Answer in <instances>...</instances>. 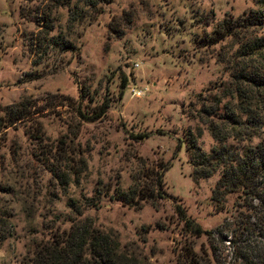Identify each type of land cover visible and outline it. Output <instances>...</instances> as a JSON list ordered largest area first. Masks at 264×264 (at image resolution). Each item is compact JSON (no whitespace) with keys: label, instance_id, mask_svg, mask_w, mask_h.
Instances as JSON below:
<instances>
[{"label":"rangeland","instance_id":"374dc122","mask_svg":"<svg viewBox=\"0 0 264 264\" xmlns=\"http://www.w3.org/2000/svg\"><path fill=\"white\" fill-rule=\"evenodd\" d=\"M262 8L0 0V111L25 104L29 115L0 134V264H31L72 220L112 234L137 264H264L250 252L264 244L248 231L262 232L261 204L234 194L212 202L221 174L196 180L183 143L192 134L209 154L226 110L258 119L242 146L264 140V91L239 77L264 65L254 46L264 28L207 42L224 19Z\"/></svg>","mask_w":264,"mask_h":264},{"label":"trees","instance_id":"16d2710c","mask_svg":"<svg viewBox=\"0 0 264 264\" xmlns=\"http://www.w3.org/2000/svg\"><path fill=\"white\" fill-rule=\"evenodd\" d=\"M255 27L264 28V8L245 13L237 19H224L207 42L208 44L213 41L217 43L219 40H222V37L235 35L240 31ZM261 41L264 42V36L262 40L260 39L259 42L257 41L258 43L254 44L255 48L259 50L264 49V43ZM239 77L246 80V83H249L254 89L264 91V65L261 67L254 66L253 71L246 74L244 73V69H242ZM254 105H257V103ZM104 108H107V106H104L99 114L95 112L97 114L96 117H100V115L106 113ZM77 110L81 117L89 119L87 112L84 113L81 107H78ZM249 111L250 113L246 115L244 121L232 111L226 110L221 114L224 126H211V132L217 145L209 154L202 150L195 136L192 134L187 135L183 143L188 154V161L194 168L193 177L196 180L211 178L218 172L221 174L213 189L212 202L216 205L224 206L227 196L233 194L237 195L238 199L244 198L246 201L248 199L258 201L263 209L260 213L255 210V217H260V215H264V140L257 145L245 144V146H242L240 143L248 142V137L252 136V132L258 124V119L251 115L252 110ZM253 111L257 110L254 109ZM208 113L211 114V112ZM249 115L252 119H249ZM28 117L25 104L4 108L0 111V134L5 129L14 126ZM229 139L238 141V146L229 145ZM163 180V173H159L156 178L159 193L164 191L165 182ZM125 197L126 194H123L120 200L124 202ZM69 207L74 211L75 209L77 211H81L80 209H82V207H77V205H69ZM176 207L179 214L184 218L185 224L192 230L198 231L200 228L193 227L182 205L177 204ZM79 215L81 217L82 213ZM80 221L72 220L70 228L63 230L56 240L37 246L30 263L137 264L128 252L121 250L119 243L112 234L92 228L86 222L82 224ZM262 222L264 223V221ZM260 228L262 232L258 234H255L256 229L254 228L248 231L257 238L256 241H260L258 244H262L263 246L264 225L261 224ZM262 251L264 249L259 245L250 248V252L255 253V258L264 262V252Z\"/></svg>","mask_w":264,"mask_h":264},{"label":"built area","instance_id":"2783aa9c","mask_svg":"<svg viewBox=\"0 0 264 264\" xmlns=\"http://www.w3.org/2000/svg\"><path fill=\"white\" fill-rule=\"evenodd\" d=\"M133 93H135V94H141V92L140 91H137L136 89H133Z\"/></svg>","mask_w":264,"mask_h":264}]
</instances>
